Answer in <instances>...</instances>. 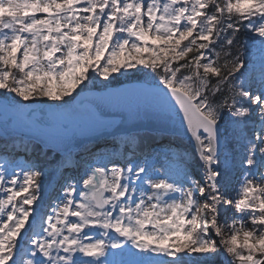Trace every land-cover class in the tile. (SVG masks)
<instances>
[{"label": "snow or ice", "instance_id": "6c2138e0", "mask_svg": "<svg viewBox=\"0 0 264 264\" xmlns=\"http://www.w3.org/2000/svg\"><path fill=\"white\" fill-rule=\"evenodd\" d=\"M0 264H264V0H0Z\"/></svg>", "mask_w": 264, "mask_h": 264}, {"label": "trees", "instance_id": "16d2710c", "mask_svg": "<svg viewBox=\"0 0 264 264\" xmlns=\"http://www.w3.org/2000/svg\"><path fill=\"white\" fill-rule=\"evenodd\" d=\"M51 155V154H50Z\"/></svg>", "mask_w": 264, "mask_h": 264}]
</instances>
